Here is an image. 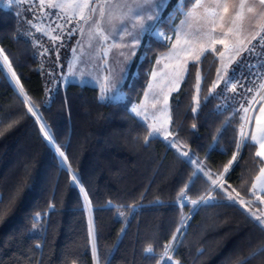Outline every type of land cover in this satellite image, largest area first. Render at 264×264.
I'll use <instances>...</instances> for the list:
<instances>
[{
    "label": "trees",
    "instance_id": "obj_1",
    "mask_svg": "<svg viewBox=\"0 0 264 264\" xmlns=\"http://www.w3.org/2000/svg\"><path fill=\"white\" fill-rule=\"evenodd\" d=\"M24 16L16 8L0 3V49L31 105L68 157L72 172L61 166L3 66L0 131L7 130L0 135V196L7 210L0 219V264H93L89 216L82 193L72 181L73 174L91 202L102 264L105 258L108 264H157L181 216L191 218L177 236L174 259L180 264H240L264 248V231L244 208L232 206L226 196V192L235 196L232 189H236L241 198L252 202L249 208L261 213V205L250 191L258 173L252 162L255 148L245 149L239 166L233 164L223 174V190H215L213 204L201 205L191 213L193 206L187 203L181 208L177 197L194 165L161 138L144 142L148 125L130 108L141 103L155 62L168 52L170 41L147 35L122 87L129 101L105 103L99 100L100 91L91 86L70 83L64 88L58 86L55 92L48 91L47 70L54 71L55 79L66 72L75 37L66 43L58 59L44 62L28 35ZM164 16L166 19L168 13ZM182 18L177 17L175 22L178 24ZM160 28L172 36L168 23L162 22ZM198 67L206 77L201 85L200 108L195 114L191 112L196 71L191 63L189 75L170 98L171 138L178 140L181 151L202 161L205 171L210 170L215 178L235 151L233 129H237L238 136V117L210 150L217 129L232 115V108L217 112L218 105H225L222 98H209L206 103L203 100L216 76L218 62L214 57L207 54ZM13 121L16 123L7 128ZM208 185L210 181L203 177L187 194L196 199L205 194ZM14 193L15 200L9 206V197ZM157 199L163 201L162 206L154 205ZM109 201L124 205L125 216H118L115 208H106ZM133 204L137 209L130 215L127 206ZM38 213L39 219H34ZM148 245H152L155 259L146 258L144 249ZM248 264H264V254L251 258Z\"/></svg>",
    "mask_w": 264,
    "mask_h": 264
},
{
    "label": "snow or ice",
    "instance_id": "obj_2",
    "mask_svg": "<svg viewBox=\"0 0 264 264\" xmlns=\"http://www.w3.org/2000/svg\"><path fill=\"white\" fill-rule=\"evenodd\" d=\"M28 2L33 3L34 0H28ZM39 5L45 17L50 15L44 11L45 8L54 9L56 10V17L65 21L64 24H56L55 28L49 26L47 30L33 24L32 21H28L37 31H44L46 35H49L54 44L64 34L65 25L71 26L67 32L69 37L73 34H79L80 39L77 41V47L72 49L73 59L68 65L69 75L75 76L78 65H87L95 52L102 53L100 59L104 61L103 71L105 74L97 79V83L100 84L99 100L101 102L118 103L125 99L121 86L125 80L126 72L124 75L118 76L115 67L108 64L113 49H129L128 52L120 50L116 53V64H120L122 62L120 58L127 61L129 56L135 55L136 47L147 35L170 41L171 48L156 61L157 65L164 61L165 69H173L171 73H162L161 80L163 83L157 82L155 84V87L160 90L159 94L164 96V107L159 111V115L153 112L151 116L153 123L147 126L148 131L144 137V142L147 144L150 139L163 136L164 140L168 141L169 147L177 148L180 156L187 158L188 162L194 165L188 183L178 194L179 206L183 208L187 203H190L193 206L190 212L195 213L201 205H212L216 200V196L213 195L215 190L217 188L223 190V174L227 173L233 164L239 166V160L243 158V151L251 148L256 149L252 162L257 166L258 173L251 183L250 191L256 200L264 204V196L256 195L257 191L264 193V0H176L175 4H173V0H39ZM169 5H172L171 11H169ZM29 10L32 9L29 8ZM166 12L168 16L165 19L164 14ZM177 17H183L178 24L175 22ZM162 22L168 23L172 36L161 30ZM57 29H60V33L57 35L50 34L56 32ZM125 37L128 38L127 42H125ZM117 38L119 42H117ZM109 40L112 41L110 44L108 43ZM47 52L48 49H44V52L40 54L44 55ZM2 54L3 49H0V55ZM207 54H211L219 62V66L216 67V77L207 89V95L203 97L204 102L206 103L209 98H222L226 101H232L231 105L217 106V112H220L222 108L231 107L232 115L225 119L221 127L217 129L210 150L215 148L228 128L236 123L238 117V136L236 135L237 129H233L232 143L235 151L223 172L216 174L215 178H213L210 170L205 171L202 161L192 159L187 151H181L177 147L178 140L169 141V136H172L173 133L169 130L172 116L167 94L179 89L180 83L183 82L185 76L189 75L188 65L191 62L196 68L193 85L195 94L192 96L191 112L197 113L201 105V85L206 79L198 65L202 62V58L207 59ZM233 64L236 67L232 68ZM4 65L7 66L10 73V82H15L18 98L22 97V103L28 106L27 111L36 116L37 113L30 103V97L25 92L6 55L3 56L0 72H3ZM230 68L231 72L229 71ZM121 71L124 70L121 69ZM79 75L83 77L84 71L79 70ZM157 76L158 73L153 71V80H156ZM221 83L223 88L220 92H216ZM153 88L154 84L149 83L148 91L145 92V99L152 93ZM165 89L167 94H165ZM229 92L234 95L229 96ZM152 95L155 102L151 107L155 110L159 100H156V93H152ZM256 105H259L258 108ZM130 111L144 121L149 119L147 107L143 104L134 105ZM39 119L37 116L38 121ZM15 123L16 121H13L8 124L7 128H11ZM192 127L195 128L196 125L193 124ZM6 130L0 131V135H3ZM40 131L61 158V166L63 167L68 161L65 152L60 145L56 144L46 124H40ZM67 170L72 172L71 165H68ZM203 177L210 181V185L206 187L205 194L199 195L196 199H191L187 194L188 190ZM72 180L78 183L75 174L72 175ZM80 190L84 193L86 206L90 213L88 233L93 264H102L97 249L96 230L91 221V202L82 186ZM232 192H235L236 195L233 196L231 192H226L227 199L232 202V206L238 204L244 208L249 213L250 219L264 231V213L249 208L248 205L252 202L241 198L240 192L236 189H232ZM14 200L15 193L9 197V206ZM154 205L162 206L163 201L157 199ZM49 207L54 206L49 205ZM105 207L108 209L115 208L118 216H125L124 205H113L109 201ZM136 209L137 205L135 204L127 206L130 215L135 213ZM6 210L4 199L0 196V219L3 218ZM39 217L40 214L38 213L34 219H39ZM190 218V216H181L171 240L164 244L157 264H180L178 260L174 259V253L177 250L175 245L178 234H181L182 229L187 226L186 221ZM125 224L127 226V221ZM33 227L35 228L36 225L34 224ZM121 231L124 232L125 229ZM36 247L39 248L40 245ZM144 254L148 259H155L156 257L152 245H148L144 249ZM260 254H264V248L253 252L240 264H248V260ZM103 264H108L107 258L103 260Z\"/></svg>",
    "mask_w": 264,
    "mask_h": 264
},
{
    "label": "rangeland",
    "instance_id": "obj_3",
    "mask_svg": "<svg viewBox=\"0 0 264 264\" xmlns=\"http://www.w3.org/2000/svg\"><path fill=\"white\" fill-rule=\"evenodd\" d=\"M0 3H2L6 8L7 7L16 8L17 11H19V13L25 15L24 18L26 19L27 24H28V31H27L28 32V35L34 41L36 47L39 50V55L41 56V59L44 62L47 61L46 59L50 60L53 57L55 59H57V54H58V56H60L61 50L63 48H65L66 43H68L71 38H74L75 37V42L77 41L78 38L80 39V37L78 36L79 35L78 33L77 34H73L72 36L69 37L67 35V32H68V30L70 29L71 26L65 25L64 34L62 35L61 39L60 40H57L55 42V44H54L53 41L50 39L49 35H46L44 31H37L35 27H32L28 23V21H32L33 24L38 25L41 28H44L45 30H47L49 26L52 27V28H55L56 24H64L65 23V21L60 20V19H58L56 17V15H55V11L56 10H54V9H47V8H45L44 11L50 13V15H48L47 17H45L43 15V13L41 12V10H40L39 0H34L33 3H29L28 0H0ZM29 8H31L32 10H29ZM26 15L27 16L29 15L28 16L29 19L26 17ZM58 33H60V29H57L56 32H52L50 34L51 35H57ZM163 41H166V40H163ZM108 43H109V41H108ZM94 47H95V45H94ZM139 47H140V45H139ZM139 47H138V50H139ZM44 49H48V52L45 53L44 55H41L40 53L44 52ZM57 49H58V53H57ZM101 55H102V53L95 52L94 55H93V58L91 59V61L94 63V65H97V66H92L90 68L85 69V68L81 67L82 65H78V71H77V74L75 76L69 75L67 72H65V73H62L60 75V78L59 79H55L53 77L54 71H51V70L48 69L47 70V74L49 76L48 91L49 92H51V91L52 92H55V90L57 89L58 86H61V87L64 88L68 84L73 83V82H77L79 84H82L83 86H86V84H92L91 78H94L95 80H97L99 77H101V76H103L105 74L104 71H103L104 68L100 64V63H102V60L100 59V56ZM3 56H4V54L0 55V63L2 65H3ZM109 58H110V56H109ZM111 58L114 59V60L117 59L116 55L111 56ZM121 59H123V58H120V60ZM214 60H215V58H214ZM253 62H255V61H253ZM164 63L165 62L162 61L161 64L157 65V63L155 62V65L153 67L152 72L153 71H156L158 73V76H157L156 80H153L152 72H151V74L149 76V80H148L147 86H146V89H145V92L148 91V85H149V83H153L154 84V88L152 90V93H156V100H159V103H156V109L154 110L151 107V105L155 102L152 93L149 94V96H148L147 99H145V93H144V96H143V99H142L141 103L140 104H134V105H142L143 104V105H145L147 107V112H148V115H149V119L147 121H144L141 117H137L135 115V113H133L138 119H140L141 121H144L147 125L153 123V120L151 119V116H152L153 112H155L156 115H159V111L161 109H163V107H164V103H163L164 96L163 95H160L159 94L160 93L159 88H156L155 87V84L157 82L163 83V81L161 80L162 73H171L173 71L172 68L165 69L164 68ZM120 66H121V63H120ZM218 66H219V62H218ZM231 67L234 68V67H236V65L233 64ZM4 68H5L6 72H7L8 79L10 80V73L8 72L7 66L4 65ZM79 70H83L84 71V76L83 77H81L79 75ZM229 71L231 72V68L229 69ZM11 83L16 88L15 82L14 81H11ZM124 84H125V82H123V84L121 86V89H122V87H123ZM181 84H182V82L180 83L179 88L181 87ZM95 88H97L100 91V86L95 87ZM221 88H223V84L222 83H221L220 87L216 89V92H220ZM178 90H173L170 94H167V90L165 89V94L168 95V105H169V107H170V98H171V96L174 93H176ZM123 93H124V91H123ZM124 94H125V99L123 101H121L122 103L129 101L128 95L126 93H124ZM228 95L229 96H232L234 94L231 93V92H229ZM222 100L224 101V104L225 105H228V104L232 103V101H226L224 99H222ZM237 100H239V97H237ZM133 106H131V108ZM258 106L259 105H256L257 108H258ZM131 108H130V110H131ZM34 110L36 111L37 115L36 116H33L32 114L31 115L36 120H37V116L40 118L39 121L37 120L38 123H39V125L41 123H44L43 120H42V118H41V116H40V114L38 113V111L35 108H34ZM170 126H169V130L171 128ZM47 129H48V127H47ZM50 134L52 135L51 131H50ZM52 137H53V135H52ZM158 138H161V139L164 140L163 136H160ZM171 140H172V138H171V136H169V141H171ZM166 142L168 143V141H166ZM57 156H58V154H57ZM58 158H59V160L61 162V158L59 156H58ZM68 165L69 164H68V161H67V164H64L63 166L65 168H68ZM73 183L76 186H78L79 189H81V185L79 183H75V182H73ZM256 195L263 196L264 193H260L259 191H257ZM82 196H83V199H84V193H82ZM254 201H256L257 203H259L261 205V208H260L261 209V213H264V204H261L260 201L256 200L255 196H254ZM84 204H85V208L87 210V213H88V216H89V219H90V213H89L88 207L86 206L85 199H84ZM92 219H93V217H92V207H91V221H92Z\"/></svg>",
    "mask_w": 264,
    "mask_h": 264
},
{
    "label": "crops",
    "instance_id": "obj_4",
    "mask_svg": "<svg viewBox=\"0 0 264 264\" xmlns=\"http://www.w3.org/2000/svg\"><path fill=\"white\" fill-rule=\"evenodd\" d=\"M162 30V29H161ZM163 31V30H162ZM166 33V32H165ZM167 34V33H166ZM79 36V35H78ZM156 38V37H155ZM127 37H125V42H127ZM159 39V38H158ZM79 40V38L77 39V41ZM162 40V39H161ZM77 41L75 42V44H74V46L72 47V49L74 48V47H77ZM112 41L111 40H109V43H111ZM117 42H119V40H118V38H117ZM140 45V44H139ZM139 45L136 47V51H135V55L134 56H129V59L127 60V61H124L123 59H121V66H120V64H116V60H114V59H112L111 58V56H113V55H116V53L118 52V51H120V50H123V51H125V52H128L129 51V49H127V48H125V49H113V51H112V53L110 54V58H109V60H108V64L109 65H112V66H114L115 67V69H116V73H118L119 71V73L117 74L118 76L119 75H124L125 74V72H126V77L128 78V73H129V70H130V67H131V65H132V63H133V61H134V59H135V56H136V53H137V51H138V47H139ZM217 47H220L219 45H217ZM171 48V47H170ZM72 49H71V54H70V57H69V59H68V62H67V67H66V72L69 74V67H68V65H69V62L73 59V53H72ZM161 57V55L158 57V58H160ZM87 59V58H86ZM101 64V66H103V68L105 67V64H104V61L102 60V63H100ZM191 64V62H189V65ZM82 66L81 67H83V68H85V69H87V68H90V67H92V66H97V65H94V63L92 62V61H90L87 65H83V64H81ZM99 65V64H98ZM189 65H188V67H189ZM121 69H123L124 71L122 72L121 71ZM125 77V80H124V82H126V80H127V78ZM91 81H92V84H86V86H91V87H98V86H100V84L99 83H96L97 82V80H95L94 78H91ZM74 84H78V85H81V86H83L82 84H79V83H77V82H73ZM95 83V84H94Z\"/></svg>",
    "mask_w": 264,
    "mask_h": 264
}]
</instances>
